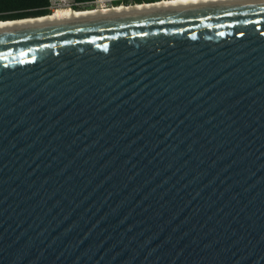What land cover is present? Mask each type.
I'll return each mask as SVG.
<instances>
[{"label":"water","instance_id":"95a60500","mask_svg":"<svg viewBox=\"0 0 264 264\" xmlns=\"http://www.w3.org/2000/svg\"><path fill=\"white\" fill-rule=\"evenodd\" d=\"M0 264H264V0L0 31Z\"/></svg>","mask_w":264,"mask_h":264},{"label":"bare ground","instance_id":"6f19581e","mask_svg":"<svg viewBox=\"0 0 264 264\" xmlns=\"http://www.w3.org/2000/svg\"><path fill=\"white\" fill-rule=\"evenodd\" d=\"M225 1H243V0H177L172 2L158 3L147 6L117 8L114 10L103 11V12H82L77 14H74L72 12H56L53 15H50L49 17H43L38 19H26L18 22L0 23V31L9 30V29L10 30L18 29L22 27H31L34 25L48 24V23H54L60 21L65 22L76 19L94 18L99 15L122 16V15H129L135 13L140 14L143 12L154 11V10L160 11L169 8L200 6L203 4L220 3Z\"/></svg>","mask_w":264,"mask_h":264},{"label":"built area","instance_id":"2783aa9c","mask_svg":"<svg viewBox=\"0 0 264 264\" xmlns=\"http://www.w3.org/2000/svg\"><path fill=\"white\" fill-rule=\"evenodd\" d=\"M177 0H46L45 10L48 15L56 12H103L117 8H130L136 6H147L158 3H166Z\"/></svg>","mask_w":264,"mask_h":264},{"label":"trees","instance_id":"16d2710c","mask_svg":"<svg viewBox=\"0 0 264 264\" xmlns=\"http://www.w3.org/2000/svg\"><path fill=\"white\" fill-rule=\"evenodd\" d=\"M45 6L46 0H0V20L46 16L49 12Z\"/></svg>","mask_w":264,"mask_h":264},{"label":"rangeland","instance_id":"374dc122","mask_svg":"<svg viewBox=\"0 0 264 264\" xmlns=\"http://www.w3.org/2000/svg\"><path fill=\"white\" fill-rule=\"evenodd\" d=\"M32 18V17H31Z\"/></svg>","mask_w":264,"mask_h":264}]
</instances>
